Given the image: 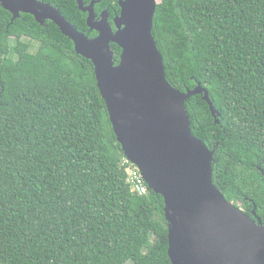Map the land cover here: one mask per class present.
<instances>
[{
  "label": "trees",
  "instance_id": "obj_1",
  "mask_svg": "<svg viewBox=\"0 0 264 264\" xmlns=\"http://www.w3.org/2000/svg\"><path fill=\"white\" fill-rule=\"evenodd\" d=\"M41 1L96 35L75 0ZM102 10L112 24L118 0ZM11 16L0 6V264H171L163 198L131 191L93 64L51 21ZM152 34L169 83H201L220 112L185 102L214 185L264 222V0H160Z\"/></svg>",
  "mask_w": 264,
  "mask_h": 264
},
{
  "label": "water",
  "instance_id": "obj_2",
  "mask_svg": "<svg viewBox=\"0 0 264 264\" xmlns=\"http://www.w3.org/2000/svg\"><path fill=\"white\" fill-rule=\"evenodd\" d=\"M76 1L87 13L94 37L78 31L47 2L0 0V6L12 15L10 23L21 14L32 15L40 25L51 21L73 42L75 52L93 64L125 158L140 170L147 187L163 198L171 264H264V222L255 208L248 215L214 185L215 149L192 134L185 102L202 95L216 123L220 112L201 83L181 91L166 78L152 34L160 0H118L115 29L107 10L96 19L94 1L85 7L83 0ZM112 43L121 49L117 64Z\"/></svg>",
  "mask_w": 264,
  "mask_h": 264
},
{
  "label": "built area",
  "instance_id": "obj_3",
  "mask_svg": "<svg viewBox=\"0 0 264 264\" xmlns=\"http://www.w3.org/2000/svg\"><path fill=\"white\" fill-rule=\"evenodd\" d=\"M127 163L128 182L132 192L144 194L148 191V187L141 175L140 170L131 163L128 159L124 158Z\"/></svg>",
  "mask_w": 264,
  "mask_h": 264
},
{
  "label": "flooded vegetation",
  "instance_id": "obj_4",
  "mask_svg": "<svg viewBox=\"0 0 264 264\" xmlns=\"http://www.w3.org/2000/svg\"><path fill=\"white\" fill-rule=\"evenodd\" d=\"M41 1V0H40ZM76 1V0H75ZM91 1H94V12L96 11V5L99 3V0H83V6L85 7V6H88L90 3H91ZM96 1H98V2H96ZM44 2V1H43ZM76 3H77V1H76ZM78 6V5H77ZM80 10V9H79ZM82 13H84L85 15H86V18H87V13L86 12H83L82 10H80ZM102 11H104V10H102ZM102 11H100L99 13H98V15L95 13V15H96V19H100V15H101V12ZM30 15V14H29ZM47 21V20H46ZM45 23V22H44ZM87 24V23H86ZM88 27V26H87Z\"/></svg>",
  "mask_w": 264,
  "mask_h": 264
},
{
  "label": "rangeland",
  "instance_id": "obj_5",
  "mask_svg": "<svg viewBox=\"0 0 264 264\" xmlns=\"http://www.w3.org/2000/svg\"><path fill=\"white\" fill-rule=\"evenodd\" d=\"M240 207V204H237ZM127 264H131L130 262H128Z\"/></svg>",
  "mask_w": 264,
  "mask_h": 264
}]
</instances>
